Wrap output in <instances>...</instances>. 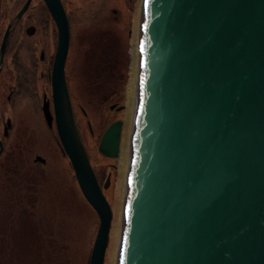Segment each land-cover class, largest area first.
Returning a JSON list of instances; mask_svg holds the SVG:
<instances>
[{
  "label": "water",
  "instance_id": "1",
  "mask_svg": "<svg viewBox=\"0 0 264 264\" xmlns=\"http://www.w3.org/2000/svg\"><path fill=\"white\" fill-rule=\"evenodd\" d=\"M42 1L56 40L52 115L44 99L41 112L47 124L52 117L78 190L97 216L86 264H102L109 172L99 186L73 123L62 67L65 12L60 0ZM29 2L6 22L0 57ZM138 7L114 264H264V0H140ZM121 123L114 117L100 132L102 157L117 158Z\"/></svg>",
  "mask_w": 264,
  "mask_h": 264
},
{
  "label": "rangeland",
  "instance_id": "2",
  "mask_svg": "<svg viewBox=\"0 0 264 264\" xmlns=\"http://www.w3.org/2000/svg\"><path fill=\"white\" fill-rule=\"evenodd\" d=\"M139 1L72 0L71 3L68 1L63 5L67 13L69 33L64 62L66 78L69 83L76 81L73 89L78 93L81 102L79 105L81 111H84L80 113L77 110L82 123H77L79 128L76 132L78 135L82 132L86 134L81 143L88 148L90 166L98 170L97 175L101 181L105 172L111 168L109 177L112 185L108 189L109 183L103 190L111 216L102 264H114L117 247L136 77ZM1 2L0 33L14 14L10 10L2 11L3 6L9 7L10 4ZM18 21V27H22L23 17ZM15 36L18 38L13 39ZM21 36H25L22 29L17 35L16 32L11 33L4 46L5 53L34 54L39 49H44L42 46L45 41H38L40 45H37L29 37H24V41ZM55 39L51 38L45 44V52L54 51ZM117 48L118 53H123L124 68L120 72L126 76L124 82L115 85L116 79L110 74H99L98 67L93 63L95 56L103 59L104 63H113L118 56L115 52ZM102 50V55L98 56L96 52L101 53ZM116 89H120V93L113 99L120 102L122 107L117 111L102 107L101 98L110 92L112 94ZM114 117H119L122 123L119 130L118 156L111 160L96 152L95 143L105 124ZM38 126L39 135L34 128L29 129L24 125V136L28 147L27 156L30 155V148L46 155L44 168H34L28 164L31 173L28 175V186L23 185V180L12 183L16 181L13 180L10 183V178H4L0 173V264H86L97 225L96 213L78 190L72 170L69 169L68 174L66 173L68 181L66 175H59L60 168L66 167V157L52 144L48 151L43 147H32L36 142L39 145L44 144L46 135L43 127ZM107 162L112 164L107 166Z\"/></svg>",
  "mask_w": 264,
  "mask_h": 264
},
{
  "label": "flooded vegetation",
  "instance_id": "3",
  "mask_svg": "<svg viewBox=\"0 0 264 264\" xmlns=\"http://www.w3.org/2000/svg\"><path fill=\"white\" fill-rule=\"evenodd\" d=\"M68 1L69 3L72 2V0ZM68 1L60 0L62 8L63 5ZM3 7L4 10L2 11L5 12L10 9H15L16 6L14 4H10L9 7ZM64 12L67 22L66 10H64ZM21 17H23L24 22L22 23V27L17 26L18 28L15 31L16 35L22 29L25 35L24 37H29L32 39L31 41L33 43L40 45L38 41H45L42 46L44 51L39 49L37 53L23 55H13L12 53L7 54L4 51L5 54L3 53L0 57V173L4 175V178L9 177L10 183L13 180L16 181H13L12 183L24 181L23 185L28 186V175H31L28 170V164L34 168H44V165L47 162V157L41 151L33 150L31 148L30 155L27 156L28 147L26 146L24 136V125H26L29 129L34 128L38 135V125L44 129V135H46L44 144L41 143L39 145V143L36 142V144L32 147H43L46 149V151H48V147H51L50 144H52V146H55V148L59 150L61 155L64 156V153L61 146H59L57 135H55L52 117L47 124L43 117V113L41 112L42 99L48 102V110L51 112L52 101H50L51 97L48 75L51 68L50 64L52 61L53 52H45V44H48L51 38L52 40L56 38L55 25L54 22H52L44 1L42 0L38 2H29L26 8L22 11L18 20H20ZM18 20L16 22H19ZM12 29L8 33L7 40L9 37H11V33L13 34ZM24 37L21 36L20 38L23 39ZM16 38H18V36H15L13 39ZM99 64L108 66V74L112 73L114 62L112 63L106 61L104 63L102 59ZM62 67L63 78L67 89L68 100L70 102L73 122L75 123L77 130V128H79L77 123L81 122V117L79 118L78 111H80V113H84V111H81V107L79 105L81 103L79 100V95L73 89V87H76V81L74 83H69L68 78H66L67 69L64 67V63ZM119 93L120 89H116V91H114L112 94L110 92L108 95H104V97L101 98L103 99L102 107L109 109L108 106L110 104H114V106L109 110L117 111V109L114 110V108L119 104V102L113 98ZM24 120L26 121V124L23 125ZM79 134L81 135H79V137L82 142V139L84 136H86V134L84 135L83 132ZM87 149L88 148L84 146L86 156L89 151ZM38 155L43 158V161L34 158V156ZM109 163L110 162H107L106 165L108 166ZM33 167L32 169H34ZM92 170L98 184L101 185L102 181L97 175L98 170L96 168ZM110 170L111 168L108 170V172H110Z\"/></svg>",
  "mask_w": 264,
  "mask_h": 264
},
{
  "label": "trees",
  "instance_id": "4",
  "mask_svg": "<svg viewBox=\"0 0 264 264\" xmlns=\"http://www.w3.org/2000/svg\"><path fill=\"white\" fill-rule=\"evenodd\" d=\"M32 1H35V2H38V1H41V0H31V2ZM1 2V1H0ZM23 1L22 0H11V1H9V2H6V1H2L1 3H5V4H14L16 7H15V9H10V11H12V13L16 10V9H18V7L21 5V3H22ZM19 22H16L15 23V25L14 26H12L13 27V32H15L16 31V29L18 28L17 26L19 25L18 24ZM20 45V44H19ZM5 46H6V44H5ZM102 52H103V50L101 51V53H97L96 52V54L98 55V56H100V55H102ZM115 52H117L118 53V48L115 50ZM100 61H102V59H100V58H98L97 56H95V58H94V63H93V65H95V66H97L98 68H97V71L99 72V74H101V73H104V74H108L109 72H108V66H103V65H100L99 64V62ZM114 67H113V70H112V73L110 74L111 76H113V79L115 78L116 79V82H115V85H118L119 83L121 84L123 81H124V79H125V76L126 75H124L123 73H121L120 71H121V69H122V67H123V53L122 52H119L118 53V56L116 57V60L114 61ZM124 68V67H123ZM82 123V122H81ZM96 153V152H95ZM65 162H66V167L65 168H60L61 169V171H59V175L60 176H62V175H66V179H67V174H68V172H69V169H71V168H69V164H68V161L67 160H65ZM68 171V172H67ZM67 173V174H66ZM67 181H68V179H67Z\"/></svg>",
  "mask_w": 264,
  "mask_h": 264
}]
</instances>
